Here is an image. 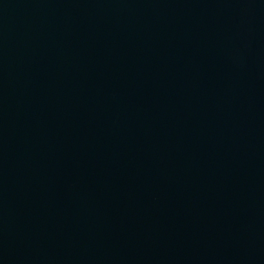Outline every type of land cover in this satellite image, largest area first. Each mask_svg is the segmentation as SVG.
Segmentation results:
<instances>
[{"label": "water", "instance_id": "1", "mask_svg": "<svg viewBox=\"0 0 264 264\" xmlns=\"http://www.w3.org/2000/svg\"><path fill=\"white\" fill-rule=\"evenodd\" d=\"M0 264H264V0H0Z\"/></svg>", "mask_w": 264, "mask_h": 264}]
</instances>
